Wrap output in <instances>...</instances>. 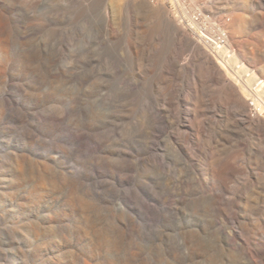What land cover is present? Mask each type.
Listing matches in <instances>:
<instances>
[{"label":"rangeland","instance_id":"374dc122","mask_svg":"<svg viewBox=\"0 0 264 264\" xmlns=\"http://www.w3.org/2000/svg\"><path fill=\"white\" fill-rule=\"evenodd\" d=\"M156 1L0 0V264H264L262 120L168 25L238 17L264 81V0Z\"/></svg>","mask_w":264,"mask_h":264},{"label":"bare ground","instance_id":"6f19581e","mask_svg":"<svg viewBox=\"0 0 264 264\" xmlns=\"http://www.w3.org/2000/svg\"><path fill=\"white\" fill-rule=\"evenodd\" d=\"M144 3L146 7L156 9V5H150L153 3H151V0H144ZM159 6L168 15L170 9L164 4H159ZM180 15L182 16V14ZM187 16L185 14V16H182L183 20L179 21L174 19L168 24L172 41L174 43L184 42L186 59L181 60L179 69L190 75L192 73L189 68L190 61L196 58L201 61V66L207 68L206 73H208L209 79L207 81L220 85L223 92L227 95V98L229 100L232 99L233 109L243 113L247 109V100H251L256 115L262 120V122L260 120L258 121L261 123L258 126L260 127L259 131L261 130L260 134L264 136V81H258L256 75L253 73L251 67L254 66V63H249L247 66L245 64L238 65L244 61L245 55L253 58V53L251 51H246L245 54L241 53V50L234 49L232 47L233 45H230L229 33L235 32L240 34L242 32V21L237 17L233 24H222L221 28H225V33L228 38L227 40L224 38L225 43L221 44L199 31L198 24L190 23ZM106 53L105 60L108 66L107 68L116 71L117 57L115 50H108ZM261 71L264 72V67L261 68ZM40 80L43 82V79ZM124 84L127 85L125 82ZM196 86V89L200 87L199 80ZM120 88L128 94L125 88ZM128 90H130L129 86ZM114 93L116 97L119 96L120 98L124 95L123 93L120 95V91L115 89V91H111L110 96L114 97ZM139 94L146 100L145 111L149 124L154 125L157 120L161 122L165 116L159 112L158 106L156 105L157 102H153L151 97H148L142 91Z\"/></svg>","mask_w":264,"mask_h":264},{"label":"built area","instance_id":"2783aa9c","mask_svg":"<svg viewBox=\"0 0 264 264\" xmlns=\"http://www.w3.org/2000/svg\"><path fill=\"white\" fill-rule=\"evenodd\" d=\"M157 1L156 2L158 4H164L165 6L168 5L167 7H169L170 9H172L173 8V4H177V5L184 4L188 0H157ZM187 15H188L187 16L188 17L187 19L189 20L190 23H197L198 24L197 26L199 28V31L203 32L204 34H206L207 36H209L211 39H214V40L218 41L221 44L225 43L224 42V38H225V40H227V38H228L227 37V34H225V35L219 34V32H218L219 31L218 24H216V25L213 24V26H211L215 30H213V33H211L209 35L208 31L206 30V27L205 28H202L203 27L202 26V22L205 19V16L201 12L193 11L192 13L187 14ZM229 21L230 20L227 19V21L226 22L224 21L223 23L228 24Z\"/></svg>","mask_w":264,"mask_h":264}]
</instances>
